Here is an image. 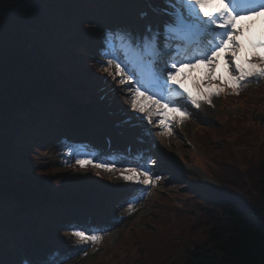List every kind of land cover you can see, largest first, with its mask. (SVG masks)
Wrapping results in <instances>:
<instances>
[{
  "label": "trees",
  "instance_id": "16d2710c",
  "mask_svg": "<svg viewBox=\"0 0 264 264\" xmlns=\"http://www.w3.org/2000/svg\"><path fill=\"white\" fill-rule=\"evenodd\" d=\"M106 6V0H0V252L12 249L16 227L69 202L59 198L67 190L59 172L68 169L45 165L42 155L59 131L79 129L65 93L87 103L117 82L97 62L106 34L94 25L93 10ZM115 95L118 114L128 94ZM243 103L230 118L220 113L195 130L216 185L189 175L191 192L177 195L180 203L166 191L147 227L124 229L91 264H264V104L260 96L254 111ZM89 168L95 172L90 186L98 187L103 177ZM191 199L195 212L188 210ZM179 250L181 262L172 258Z\"/></svg>",
  "mask_w": 264,
  "mask_h": 264
},
{
  "label": "rangeland",
  "instance_id": "374dc122",
  "mask_svg": "<svg viewBox=\"0 0 264 264\" xmlns=\"http://www.w3.org/2000/svg\"><path fill=\"white\" fill-rule=\"evenodd\" d=\"M118 0H110L108 6L103 8V20L94 23L99 30L101 25L108 23L112 26L114 33H130L134 32V17L136 11L134 10L135 3L138 0H121L120 6H115L113 2ZM220 0H213L214 6L209 8V11H215L219 8ZM164 4V0H160ZM168 6V5H167ZM121 8V13L118 9ZM264 16V11L255 13L253 15H244L243 18H237L236 27H244L245 31H250L247 28L250 22L257 20L260 22L261 17ZM259 33L264 31V24H261ZM99 27V28H98ZM258 52L264 53V49H257ZM105 59L100 55L99 61ZM100 66V64H99ZM224 66V57H219V68ZM209 71L207 65L204 63L197 64L195 68H184L181 70V79L185 86L190 89L189 80H205L206 74ZM184 74H187L185 77ZM112 88L105 86L106 93L90 103L80 104L79 107H84L86 110H91L95 114L100 112H107L110 115L113 114V106L115 107L114 98L115 93L121 92L125 95L128 94L125 86L120 85L118 78ZM193 82V81H192ZM125 89V90H124ZM121 90L125 91L122 92ZM231 88H226L224 92L218 96H212V103L202 102V107L196 109L191 107L192 117L183 121V123H174L170 126L171 134H162V130L155 124H149L146 119H143L141 115H136L129 105L119 103V114L117 119L126 122L130 129L134 132L144 134L148 137L151 142V146L155 151L154 158L148 163L149 168L154 176H159L160 179L154 185H140L131 182H125L120 172H104L99 171L103 177L104 182L98 187H90L92 179L94 180V170L87 167L86 169H80L79 166H73L75 159L71 156L73 147L77 146V143L70 141L68 137L58 132L53 138L55 141L49 142L43 152V160L47 166H59L68 169L67 171H58L63 177L62 182L64 188H67L65 192L60 191L59 198H70L71 192H82L83 189L91 190L93 192L91 199L88 203L94 206V202L99 200L102 202L98 215H100L104 221L113 225L105 232L100 233L102 239L98 243L92 244H81L75 237L70 234L68 230L56 231L55 223L57 217L46 220L44 217L45 213H40L41 216H34L30 222L26 224L32 230L31 236L27 235V232L23 233L22 239L25 242L18 240L17 235L14 238L8 239L12 245V249L0 252V264H33L29 261L31 258L39 262V264H91V262L98 256H102L108 253V248L114 246L117 243L121 232L124 229H129L133 225L143 228L147 227V220L151 217H155L156 198L161 197L162 194L169 192L170 195H166L168 200H177V195L183 193H190L187 189L191 185V177L189 175H195L196 178L193 180L205 184L206 187L215 186L213 174L214 171L210 172V165L207 162L208 158H205L204 152L199 151L195 142V130L200 128L199 125H205L207 122L213 121V117L220 113L226 118H230L232 114L238 110V106L246 102L247 106H251L254 111L255 100L259 98L264 104V79L258 81H251L246 83L242 88L238 90V94ZM222 94L226 95V100L229 101V110L223 109L222 106ZM239 94L248 96L249 99H241L238 97ZM115 96V97H114ZM262 98V99H261ZM245 100V101H244ZM247 100V101H246ZM64 101L74 104L73 95L64 97ZM243 105H245L243 103ZM246 106V105H245ZM242 107V106H241ZM169 118L178 116L179 113L173 112L171 108L167 109ZM262 122L264 123V112L262 111ZM122 117V118H120ZM221 122V120H220ZM211 125L214 123H210ZM208 127V125L204 126ZM74 145V146H73ZM79 157V155L77 156ZM190 160V162L188 160ZM184 161V162H182ZM154 162V163H153ZM211 162V161H210ZM119 168L118 166H116ZM76 168V169H73ZM123 169V168H119ZM93 170V171H92ZM98 171V170H97ZM207 173H206V172ZM81 179L82 183L87 187L77 185L73 179ZM90 188V189H89ZM146 188V189H145ZM63 191V190H62ZM79 193H73L71 195L77 196ZM94 197V198H93ZM158 200V199H157ZM88 203H78L77 208L86 206ZM129 203L133 204V208L129 210ZM186 204V203H185ZM191 204L188 210L195 212L196 201L191 199ZM57 212L59 208H54ZM43 218V219H42ZM1 221L4 223L11 222L8 216H2ZM64 222V221H61ZM63 224V223H61ZM38 226V228H37ZM36 227V228H35ZM198 237H196L197 240ZM186 244L188 241H185ZM189 245H185L190 246ZM5 252V253H3ZM185 255V251H182ZM174 260L181 262L183 256L180 250L172 257Z\"/></svg>",
  "mask_w": 264,
  "mask_h": 264
},
{
  "label": "snow or ice",
  "instance_id": "6c2138e0",
  "mask_svg": "<svg viewBox=\"0 0 264 264\" xmlns=\"http://www.w3.org/2000/svg\"><path fill=\"white\" fill-rule=\"evenodd\" d=\"M170 19L164 27L165 41L149 30L141 41L130 33L106 34L100 70L125 86L130 109L149 124H155L162 134H171L170 126L192 117L191 107L200 109L202 102L211 104L226 88L237 92L246 83L264 79V39L246 37L245 28L236 27L237 18L264 11V0H223V7L209 11L213 0H164ZM90 21L82 24H90ZM264 36V31L261 33ZM224 66L217 74L219 57ZM204 63L209 71L205 80H193L192 89L178 79L187 65L190 69ZM163 65V66H161ZM185 77L187 74H184ZM179 113L171 119L167 109ZM154 163V162H153ZM80 169L91 166L99 171L120 172L125 182L154 185L159 176L149 168L126 167L94 161L91 157H76ZM133 204L129 203L131 211ZM92 229L73 228L70 233L81 244L98 243L102 236Z\"/></svg>",
  "mask_w": 264,
  "mask_h": 264
},
{
  "label": "bare ground",
  "instance_id": "6f19581e",
  "mask_svg": "<svg viewBox=\"0 0 264 264\" xmlns=\"http://www.w3.org/2000/svg\"><path fill=\"white\" fill-rule=\"evenodd\" d=\"M250 26L251 25H249V27ZM249 27H247V28H249ZM258 28H259V23H255L254 29H252L253 31H249V32L245 31L246 37L251 38L253 40H257V41L259 39H261L262 36L259 34V32H257ZM157 29H158V27H157ZM221 73H222V68H219L218 75ZM192 81L193 80H189V82H191V84H192ZM75 100L76 99H74V97H73L74 102H76ZM73 114L75 115V118H76L75 122H77V124L79 125V129L77 130L76 128H74V131H75V133L80 134L82 132V130L87 127V124H86L85 120L83 119L82 115L80 114L79 108L76 106V103L73 104Z\"/></svg>",
  "mask_w": 264,
  "mask_h": 264
}]
</instances>
